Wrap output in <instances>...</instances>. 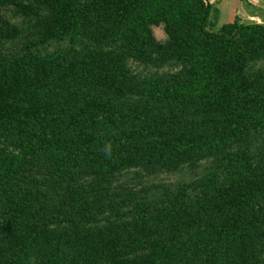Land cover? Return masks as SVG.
<instances>
[{"label": "trees", "instance_id": "obj_1", "mask_svg": "<svg viewBox=\"0 0 264 264\" xmlns=\"http://www.w3.org/2000/svg\"><path fill=\"white\" fill-rule=\"evenodd\" d=\"M218 2L0 0V264H264V24Z\"/></svg>", "mask_w": 264, "mask_h": 264}, {"label": "rangeland", "instance_id": "obj_2", "mask_svg": "<svg viewBox=\"0 0 264 264\" xmlns=\"http://www.w3.org/2000/svg\"><path fill=\"white\" fill-rule=\"evenodd\" d=\"M217 10L218 18L217 25L221 26L233 22L238 17L241 22H255L260 24V18L244 20L241 18L245 15H253L254 17L264 16V0H218ZM155 39L162 41L164 34L160 28L153 30Z\"/></svg>", "mask_w": 264, "mask_h": 264}, {"label": "crops", "instance_id": "obj_3", "mask_svg": "<svg viewBox=\"0 0 264 264\" xmlns=\"http://www.w3.org/2000/svg\"><path fill=\"white\" fill-rule=\"evenodd\" d=\"M211 2H214L215 0H210ZM218 1V0H217ZM216 8H218L217 6H216ZM241 18H244V20H251V19H253V18H260L261 20V22L260 23H263L264 24V16H262V17H258V16H256V17H254L253 15H245V16H243V17H241Z\"/></svg>", "mask_w": 264, "mask_h": 264}, {"label": "water", "instance_id": "obj_4", "mask_svg": "<svg viewBox=\"0 0 264 264\" xmlns=\"http://www.w3.org/2000/svg\"><path fill=\"white\" fill-rule=\"evenodd\" d=\"M210 2V0H208Z\"/></svg>", "mask_w": 264, "mask_h": 264}]
</instances>
